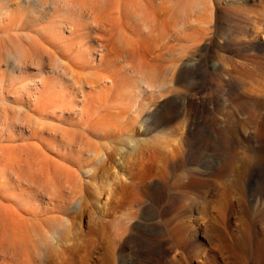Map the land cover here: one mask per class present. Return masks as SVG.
<instances>
[{"label":"rangeland","instance_id":"1","mask_svg":"<svg viewBox=\"0 0 264 264\" xmlns=\"http://www.w3.org/2000/svg\"><path fill=\"white\" fill-rule=\"evenodd\" d=\"M105 1L102 0L103 3ZM142 1L146 3H144L146 9H141V6L145 8ZM161 1H163V5ZM169 1L164 3V0H107L106 7L103 6L104 4L101 6V9L105 7V10L103 9L100 15L97 13L98 16H96L95 13L100 12L97 10L95 15L93 14L94 17L91 16L92 18L90 16L83 18L78 14L79 16H74L75 19L73 18L75 10L64 8V11L63 7H60L52 12V19L60 22L59 28H57L55 27L56 23H52L50 18L40 23H33L37 12L33 11L31 6L18 9L20 0H0V61H2L0 62V131H3V136L0 138V153L4 154L5 151V154L10 152L9 154L15 155L22 153L21 150L23 153L32 150L34 153L37 150L38 164L44 162L41 164L43 169L38 166L43 172L50 164H52L51 167L55 166L54 168H56L59 164L64 163L65 172H73V169L79 172L78 174L85 182V192L88 196L87 202L81 208L82 218L71 219L70 228L67 227V224V226L61 227L59 237L61 239L69 237L70 241L67 244L59 245L56 242L57 238L51 239L52 241L48 239V243L53 244L50 245L53 254L46 255L47 257L44 255L38 264H120L121 253L117 252V243L123 228L125 225L129 227L124 236L129 234L135 237L136 232L131 229V225L137 222L141 223V221H139V214L135 217L132 215L139 212L142 205L153 203V200L147 197L146 191L143 193L142 188L135 189L137 184L142 182L143 177L148 174L152 179L158 180L157 183L154 181V186H157L155 190L160 193L159 205L161 209L166 208L170 200L175 201V198L181 197L182 195L177 194L182 191L184 193L186 190V193L189 192L190 195V187L184 190L176 188L181 181V174L190 168V164L187 165L184 159L179 167L171 171L169 163L176 160L182 150L185 154L190 152L189 131L192 114L190 95L193 93L194 87H200V94L202 95L213 93V110L210 115L207 114L209 122L210 119H213L214 123L220 121V126H222L223 121L228 120L226 124L229 122V124L237 126L239 130L249 126L245 119L248 108L242 104L252 101L253 98L244 97L243 94L244 90L249 89L257 79L263 77L264 50L243 44L239 38L238 28L234 26L237 22V25L241 23L229 12H215L213 5L210 6L212 4L210 0H171L176 8L174 6L169 8L168 5L171 6L172 3ZM218 2L219 4L222 3L219 5L220 7L226 5L225 0H217ZM261 2L251 6L252 11L254 7L253 15L258 16L261 12L260 9L263 13L264 0L263 4ZM127 3L130 4L129 7ZM134 3H139L140 8L136 4L135 7L141 9L143 14L145 12L147 25L134 19V11H132L133 13L128 12L131 11L130 8H135ZM122 4H126L129 10L124 9ZM161 7L164 9L163 13L161 12L162 9L160 11ZM68 10L71 14L68 13ZM66 15H69V18L65 17ZM169 15L170 19L175 15V17L173 16V19L176 18L174 19L175 22L169 21ZM76 16L83 19L78 21ZM68 21L76 24L70 25ZM63 22L67 25L65 26ZM19 28H23L26 33ZM163 30L165 32H162ZM87 31L90 33L88 34ZM15 33H25L26 36L30 33L31 38L28 37L33 43H35L34 41L39 43L40 47L39 44L29 43L30 39L27 41L28 37L24 35H22L23 38L18 39L15 37ZM34 34H38L39 40L34 39ZM43 42L47 46L41 44ZM49 42L50 44H48ZM27 45L30 46L29 49ZM31 46H35V49ZM46 48L50 53L44 51L43 55L42 49L45 50ZM30 49L32 53H30ZM37 49H41V53ZM17 52L23 54L25 58H27V54H32L31 57L27 58V66L23 73L11 69V61H14ZM45 53L52 55V58L55 54L54 59H50V56ZM39 56L41 60L36 59ZM35 59L38 61H33ZM44 60L45 62L48 61V65L52 64L53 66L49 67ZM66 61L68 68L70 67L66 70L69 73L73 71L74 77L72 73L71 75L76 78L72 83L64 74L66 70H64L62 63ZM60 62L62 67L59 65ZM55 64H58L60 71H56L54 67L57 66ZM38 74L41 77H37ZM34 79L41 80V83L36 87L33 85ZM80 79L84 80H82L84 84ZM60 81L67 86L65 91H59ZM225 81L230 82L234 89L229 97L221 95V85ZM74 82H79V84H74ZM53 85L54 93L57 92L58 94L48 96V89ZM22 86L24 89H21ZM239 104L242 106H238ZM61 108L65 112H61ZM67 109L71 111V113L69 112L70 117H67L69 115ZM171 110L174 111V114L162 116ZM36 116L37 119H35ZM263 117L264 110L262 112ZM88 126H95L94 128L101 129V131L90 135L91 139L88 144L78 146L76 152H70L65 146L60 147L62 155L65 157L68 155L67 158L59 156L56 151L52 152L41 146L48 142L49 130H56L60 135L65 129L74 132ZM19 132L22 134L18 135ZM262 137L261 139L264 140ZM247 140L252 145H256L255 141H258L253 135L247 137ZM153 143L157 144L159 149L161 147V152L164 151L162 153L159 151L162 154L161 159L150 171L147 168L148 164L152 162L150 155L157 146L151 147L154 146ZM158 147L154 151H158ZM146 159H150V161ZM229 176L223 185L221 184L219 187L206 185L200 191L209 199H216L217 194L214 193L218 190L215 188H219L220 191L225 190L228 205L224 214L229 217L230 229L220 237L225 239L224 242L228 247L230 244V247L236 246L233 249H238L237 251L242 258L241 263L245 264L248 262L245 257L248 253L251 254L252 250L247 251L246 249L245 254H243L244 252L240 249L233 235L239 233L240 225L245 219L250 229L256 230L258 239L264 243V226L254 220V211L251 204L247 202L246 187L241 178L234 174ZM61 178L62 176L60 177V184L63 182ZM151 181L148 178V187H151ZM252 190V193H256V198L259 197L257 200H259L258 209H260L264 205V179L256 184ZM106 199L108 201L102 213L101 207ZM70 201L72 204L69 205L65 218L76 216L77 210H79L80 203L73 201V198ZM11 205L13 208L17 207L15 213H13L15 211L13 208L10 211L5 208L2 209L8 222H10L9 225L15 224L21 229L24 227L27 233L39 229L33 230V223V227H38L41 223L39 227L43 232L49 225L48 223L54 219V216L51 215L56 214L55 218L59 217L57 209L52 208L50 201L45 197L39 199L36 204H26L27 208L26 205L23 207L16 204ZM176 208L174 213L193 212L194 206L180 204ZM8 213H12V215ZM215 213V208H207L206 217L210 230L216 235L221 233L213 227L215 222L211 216ZM170 216L171 213H168L163 219L168 222L173 218ZM41 217L42 219H39ZM21 218L22 220L16 221V219ZM43 219L47 223L41 222ZM35 222L38 224L36 225ZM174 223L169 224V226ZM191 224L194 225L193 220L188 221L189 228L184 233L183 239L179 243L180 246H177L176 258L179 260L176 259L177 262L172 264H197L195 261L197 260V253H187L185 249L190 237ZM26 225L28 228H25ZM130 229L132 231H129ZM140 237L149 240L146 234H140ZM68 244H77V246L74 245L75 247H73ZM73 249L75 250L73 251ZM228 251L230 250H224L221 259L225 262L224 264H234L231 257L232 253ZM215 252L216 247H210L207 251V254H210L207 256V261L203 257L200 258L202 260L200 261L203 264H213L211 256L215 255ZM10 253H8L9 255L0 254V264H17L18 261L16 260V262L14 255L12 256ZM65 253L67 254L65 255ZM184 258L187 260L184 261ZM42 259L48 260L46 263L45 261L42 263ZM20 261H23L22 257ZM164 261L162 248L154 251L151 258L146 259L145 262L147 264H165Z\"/></svg>","mask_w":264,"mask_h":264},{"label":"bare ground","instance_id":"2","mask_svg":"<svg viewBox=\"0 0 264 264\" xmlns=\"http://www.w3.org/2000/svg\"><path fill=\"white\" fill-rule=\"evenodd\" d=\"M166 1L167 0H164V3ZM172 1L170 0L169 2H172ZM261 1L263 2V0H225L226 5L224 7H220L219 5H221L222 3L219 4V2L217 3V0H210V2H212V4H210V6L213 5V7H214L213 10L215 12L226 11L225 13H227V12L231 13L233 15V17L237 21H239V23H241V24L237 25V23H238L237 22L234 26L236 28H238V33L240 34L239 38L241 39L240 41L243 42V44H247V45H250V46L264 50V10H263V13H261L262 10L260 9L261 12L260 11L259 12L261 14L258 12L259 15L255 16L252 13L254 11V7H253V11L251 8V6H255V5H253L254 3H258ZM103 2H102V0H20L19 5H18V9H20V8L22 9L25 6H31L33 11L35 10V12H37L36 13L37 15L35 16L33 23H40L43 20L50 18V21L52 23H56L55 27L59 28L60 22H57L56 20L52 19V12L54 10H56L57 8L63 7V9L67 8L69 10H71V9L75 10L77 13L75 11H74L75 13L73 12L74 13L73 18L75 15H78V14L83 18L84 17L86 18L87 16L88 17L89 16L94 17L95 14H96V16H98V14L99 15L101 14V11L103 9L105 10L107 0L105 1V3H103ZM162 2L163 1H161V4H162ZM144 3L142 1V4H144ZM172 3H171V6L168 5L169 8L174 6V3H173V5H172ZM102 4H104L103 6H105V7L104 8L102 7V9H101ZM135 4L136 3H134V5H133L134 7H135ZM138 4L139 3H137L136 5L139 6ZM145 4H144L145 8H142V6H141V9H146ZM122 5L124 6V9L126 8L129 10V8H127V6L129 7L130 4L128 5V3H127V6H126V4H122ZM138 8H140V6ZM138 8L137 7H135L134 9L132 8L133 10L130 8L131 11H128V12L133 13L132 11H134V13H133V15H134L133 17H135L134 19H136L137 21H142L147 25L148 23L145 19L146 15H144L145 12L143 11L144 12V14H143L141 9H138ZM174 8H176V7L174 6ZM174 8H173V10H175ZM121 9H123V7ZM136 9L139 11H137ZM161 9H162V7L160 8V11H161ZM69 10H68V13L71 14L69 12ZM97 10H99L100 12H96ZM163 10L164 9H162V11H161L162 13H163ZM173 10H172V12H173ZM64 11H65V9H64ZM172 12L170 13V15L172 14ZM127 13H126V15H127ZM174 13L176 14L175 11H174ZM170 15L168 17L169 21L173 20L175 22L174 19H176V18L173 19V16L175 17V15L172 16V19H170ZM68 16L66 15L65 17H68ZM31 18H32V16H31ZM83 18H78V21L83 19ZM20 20H19V23H21ZM68 22L70 25L74 24V22L73 23L71 21H68ZM63 23L65 25V22H63ZM88 23L90 24V22H87V24ZM29 24H28V26H29ZM77 24H78V22H77ZM150 25H151V23H150ZM21 26H22V24H21ZM35 26H36V24H35ZM62 26H63V24H62ZM90 26H92V25H90ZM171 26H174V25H171ZM30 27H31V25H30ZM68 27H69V25H68ZM93 27H91V28H93ZM149 27H151V26H149ZM17 28H18V26H17ZM19 29H23V28H19ZM35 29H37V28H35ZM61 29H58V30L61 31ZM23 30H21V31L23 32ZM165 31H166V27H165ZM165 31L163 30L162 32H165ZM18 32H19V30H18ZM24 32H25V30H24ZM25 33H15L16 34L15 37H17L18 39H21V38H23L22 35H24L25 37L30 36V33L28 36H26ZM56 33H55V35H56ZM89 33H90V31L88 32V34ZM166 33H167V31H166ZM37 35H35L33 37H34V39L36 38L37 40H39L38 39L39 36L37 38ZM167 35H168V33H167ZM10 36H13V35H10ZM25 37H24V39H26ZM33 37H32V39H33ZM30 38H31V36H30ZM30 38L28 37L27 41H29ZM49 39H50V37H49ZM30 41H31V39H30ZM30 41H29V43H33V41H31V42ZM42 41H44V40H42ZM34 42L36 43V41H34ZM40 42H41V39H40ZM29 43H28V45H29ZM35 43H33V44H35ZM36 44L38 45L39 43H36ZM41 44H44V42ZM48 44H50V42ZM28 45H27V48L30 47ZM45 45L47 46V44H44V46ZM41 46L43 47V45H41ZM34 47H32V48H34ZM39 47H40V44H39ZM47 50H48L47 48L45 50L42 49L43 55H44V51L46 52ZM38 51L40 52L41 49H39ZM38 51L35 53L37 54ZM47 52H49V51H47ZM30 53H32L31 49H30ZM49 53H45V54L50 56ZM36 54H35V56H36ZM31 55L27 54V58L31 57ZM41 55L42 54H40V56ZM54 55H53V58L51 57L52 56L51 55L50 59L51 58L54 59ZM56 55H58V54H56ZM40 56L37 58L35 57V58L36 59L39 58L38 60H41ZM41 57L44 58V56H41ZM59 57H56V59H59ZM27 58H25V56L23 54H21L20 52H17L15 54L14 61H11L12 71L17 70L19 73H21V72L23 73V70H25V67L27 66ZM36 59L33 61L37 62L38 60H36ZM47 59H48V57H47ZM45 60H44V62H45ZM31 61H32V59H31ZM0 62H2V61H0ZM36 62L34 63L35 65H36ZM47 62H45V63L47 64ZM62 64H64V67H63V68H65L64 70H66V68H67V70L70 69V67L68 68L67 61L63 62ZM38 65H39V63H38ZM51 65H48V66L50 67ZM57 65L55 64V66H57ZM59 65H60V67H62L61 62ZM69 65H70V63H69ZM71 66H72V64H71ZM39 68H40V65H39ZM44 68H45V66H44ZM54 68H56V71L59 70L58 66L54 67ZM62 69H61V71H64ZM262 69H263L262 70L263 71V77L261 79H257L253 83V85L250 86L249 89H247L246 91L244 90L243 96L244 97H252L253 100L250 102H245L244 104L241 103L242 105H246V107L248 108V112L246 114L245 119L248 122L249 126H248V128H245L243 130H239L237 126L229 124V122L226 124V121H228V120H225V119H224L225 121H223L222 126H220V123H219L220 121L219 122L215 121V123H214L212 121L213 119L212 120L210 119V122H209V118H208L207 114L210 115L212 113V110H213V107H212V104H213L212 98H214V97H212L213 93L210 95H202V94H200V91H201L200 87H198L197 85H196L197 88L194 87L193 93L192 94L190 93L191 94L190 95V106L192 109L191 110L192 114H191V121H190V131H189L190 132L189 133L190 134V152L185 154L184 150H182L179 153L177 159L174 161H171L169 163L171 171L175 170L177 167H179V165L183 162L184 159H185L187 165L190 164V168H187L185 170V172L183 174H181L182 175L181 181L176 186V188L183 189V190L190 187V195L188 194L189 193L188 191H187L188 193H186V190L184 191V193H182L183 192L182 191L181 193L177 194V195H182L181 197L175 198L174 199L175 201L170 200L167 207L164 209H161L160 205H159L160 193L158 190H155V189H157V186H154V181L157 183L158 180L152 179V177L149 174L144 176L142 182L137 184L136 187L135 186L134 187L137 190L142 188L143 193H145V191H146L147 197H149L151 200H153V203H146V204L142 205L139 212L134 213L132 215V217H135V216H137V214H139V216H140L139 221H141V223L137 222V223H133L131 225V229L134 232H136L135 237L130 236L129 234H126L124 236V233L126 231H128L129 227L127 225H125V227L123 228V230L121 232V237L117 243V252L121 253L120 260H119L120 264H147L145 262L146 259L149 260L152 256V253H154V251H156L157 249H162V248H163V256L165 259L164 263L165 264H169L170 262H171V264L175 263V261L177 259L176 258L177 246L179 245V243H181V240L183 239L182 237H183L184 233L189 228V226H188L189 220L190 221L193 220L194 225H192V224L190 225V228H191L190 237L187 240V243L185 245V249L187 250V253H189V252L190 253L191 252L197 253V257H196L197 260H195V261H197V264H203L201 262L202 260L200 259L202 257L205 261H207V256H210L209 253L207 254V251L210 249V247H213V246H214V248L216 247L215 255L211 256V261L213 264H220V262H221V264L225 263L221 259V255L223 254L224 250L226 251L227 249H229L232 253V256L231 255L230 256L233 258V263L234 264H242L241 263L242 258H241L239 251H237L238 249L237 248H236L237 250L233 249V247L235 245L230 247L231 244L229 243L230 246L228 247L224 242L225 239L223 240L220 237V235L226 234V231L228 232L230 229L229 217L224 214L225 209H227V205H228L226 195H225V190L220 191L219 188H215L216 190H218L214 193V194H217L216 199H209L208 196H204V194H202L200 189L204 186L206 187V185L219 187V186H221V184L223 185L224 183L227 182L228 177H230L229 175H233V174L238 175L246 187L247 200H248L247 202H249L251 204V208L254 211V218H255L254 220L256 222H258L261 226H264V205L262 207H260V209H258L259 208V206H258L259 200H257V199L259 197L256 198V196H257V195H255L256 193L255 194L252 193L253 187L264 179V140L261 139V136L264 137V117L262 118V112L264 110V68L262 67ZM51 70H53V69H51ZM67 70L64 72V74H66V77L68 76L67 77L68 81L71 80V83H72V81L75 80L76 78H73L74 77L73 71L69 73V71H67ZM71 73L73 74V77H72ZM39 74H40V72H39ZM39 74L37 77H41ZM80 80L82 81L83 79H80ZM82 82H81V84H82ZM225 82H224V84L221 83L222 84L221 85V95L224 97H229L231 91L234 89H233V86L231 85L230 82H228V81H225ZM32 83H33V81H32ZM39 83H41V80H35L34 84H33L34 87H36ZM44 83H45V81H44ZM75 83L77 85L79 84V82L78 83L74 82V84ZM83 84H84V82H83ZM144 84H147V83H144ZM59 85H60L59 86L60 92L66 90L67 86L64 85V82L60 81ZM21 89H24V87L22 86ZM48 92H49L48 96H51V95L53 96L55 93H57V92L54 93V85L49 87ZM241 104H239L238 106H240ZM18 106H21V108L23 107L22 105H18ZM18 108H20V107H18ZM25 109H27V108H25ZM214 109H215V107H214ZM61 112H65V111L64 110L62 111V108H61ZM69 112L71 113L70 109H67V114H69L67 117H70ZM168 114H174V111L171 110V111L165 112L162 116L168 115ZM211 117H212V115H211ZM216 118H217V116H216ZM35 119H37V116ZM39 119H41V118H39ZM216 120H218V119H216ZM41 123H43V122H41ZM260 125H261V127H260ZM38 126H39V124H38ZM40 126H41V124H40ZM94 127L88 126V127H84L83 129H80L78 131L75 130L74 132L69 131L70 129H65L63 133H60V135L58 134V132L56 130H54V131L49 130L48 142L42 144L41 146H43V148H46L49 151H52V152L56 151L59 156H63L60 147H64V146L68 147V150L70 152H76L78 150V146H80V145L86 146L88 144V142L91 139L90 135L92 136V135L97 134L101 131V129H96ZM41 131H43V130L41 129ZM2 132L3 131H0V138H2V136H3ZM17 134L20 135L22 133L19 132ZM250 135H253L254 138H257L258 141H255L256 145H252V143H250L249 140H247V137H249ZM238 138H241V139L239 140ZM250 144H251V146H250ZM156 145L154 144V146L152 145L151 147H155ZM57 146L59 148H55ZM159 146H162V145H159ZM157 147H158V145L156 146V148L153 149V151H152L153 153L151 152V155H150L152 157V158H150L152 160V162L149 163L148 167H147V168H149L150 171L155 166L156 162L159 159H161V156H162L161 153L164 151V150H162V152H161V147H160V149L158 147V149H159L158 151H154L155 149L157 150ZM7 149H8V146H7ZM150 150H152V149L150 148ZM14 151L17 152L18 150H14ZM159 151L161 153H159ZM21 152L22 153H18V154L16 153L15 155L9 154L10 152L8 154L7 153L5 154V151L3 152L4 154L0 153V254L1 253L2 254H8L11 252L10 254H12V256L14 255L15 261L16 260L18 261V262L16 261L17 264H38V262H41V258L44 255L48 256L49 254L52 253L51 252L52 251L51 246L53 244L52 245L49 244L50 242L48 243V239L51 240L53 238H55V239L57 238L56 242H58L59 245L60 244H62V245L67 244V242L70 241L69 237H67L65 239H61L59 237V234L61 232V227L68 225L67 227L70 228V225L72 223L71 219H75L77 217H79L80 219L82 218L83 213H82L81 208H82V205L87 202L88 196H87V193L85 192V182L81 178V175L78 174L79 172H76L75 169L72 168L73 172H65L63 169L64 163H62V165L59 164L60 167L57 166L58 168L57 167L54 168L55 166L51 167L50 165H52V164L49 163L50 165L49 166L47 165L48 167H46L45 171L43 172L40 168L42 167V169H43V166L41 164L42 163L44 164V162L41 161L42 163L38 164L39 163V157L37 155V150H35L34 153H33V150L32 151H25L24 153H23V150H21ZM42 152H43V150H42ZM44 153H46V152H44ZM67 156L66 157L63 156V157L67 158ZM148 156L147 157L144 156V157L149 158ZM150 159L149 160L146 159V160L150 161ZM68 160L72 161L71 159H68ZM141 163L143 164L144 162L142 161ZM145 164H146V161H145ZM139 166H140V164H139ZM145 167L146 166L144 165V168ZM61 176H62L61 180L63 182L60 184V182H61L60 177ZM148 178L152 180L151 184H150L151 187H148V184H147ZM164 179H165V177H164ZM152 187H153V190H152ZM44 197L50 201L52 208L57 209V211H58L57 214L59 215V217L55 218L56 214L51 215V216H54V219H53V221L51 220L52 218L50 219L51 223L49 222L48 223L49 225L46 224L48 226L43 232L40 230V227H39V225H41V223H39L38 227H33L34 223L32 224L33 230L35 228L36 229L39 228L37 230L32 231V233H27V230H25L24 227H22V229H21V227H18L15 224H12V226L9 225L10 222H8V220L6 218V214L2 211L3 208H5L7 211L8 210L10 211V210L17 208L16 206L13 208L11 204H16L19 207H23L26 204H36V202L39 199H42ZM71 198H73V201H78L80 203L79 210H77L76 216H70L69 218H65V213L67 212L69 205L72 204L70 201ZM107 201H108V199H106V201L103 203V205L101 207L102 213L105 210L104 208H105ZM180 204L181 205H186V204L187 205H193L194 206V208H192L193 212L189 211V212H183V213H181V212L180 213H174V211L177 209L176 207H178V205H180ZM208 207L216 209V213L213 216H211V219H213V221L215 222V225H213V227L217 228L221 234L215 235L213 233V231L210 230L208 219L206 217V212H207ZM26 208H27V205H26ZM106 211H107V209H106ZM15 212H16V209L13 213H15ZM17 212L21 213L19 211H17ZM168 213H171L170 217H173V218H171L170 221L167 222L163 218H165ZM8 214L12 215V213H8ZM22 214H24V213H22ZM22 214H21V216H22ZM13 215H15V214H13ZM39 219H42V217ZM48 219H47V221H48ZM10 220H12V219L10 218ZM17 220H22V218L16 219V221ZM45 220H46V218H45ZM45 220L43 219L41 222H43V221L46 222ZM34 221H39V220H34ZM65 222H67V223H65ZM173 222H175V223L173 225L169 226V224H171ZM240 222H241V220H240ZM26 223H27V221H26ZM35 224L37 225L38 222H35ZM25 228H28L27 225ZM43 229H44V227H43ZM131 229L129 231H132ZM28 231L30 232V230H28ZM238 231H239V233L234 234L233 237L238 242V245L240 246V249L242 250V252H244L243 254H245L246 249H247V251L249 249L252 250L251 254L248 253L246 255L245 258H246V260H248V262H246L245 264H264V243L258 239V237L256 235V230H254L252 228L250 229L249 224L245 221V219H243ZM140 234H146L148 236L149 240H144L143 238L140 237ZM71 238H73V237H71ZM68 245L73 246V247L77 246V244L76 245L74 244L75 246L72 244L71 245L68 244ZM60 248H61V246H60ZM66 249H67V247H66ZM75 249H73V251ZM77 249L79 250V248H77ZM230 251H228V252H230ZM66 254L67 253H65V255ZM178 254H180V253L178 252ZM184 254H185V252H184ZM21 257H22L23 261H20ZM69 257H71V256H69ZM53 258H54V256H53ZM65 258H67V257H65ZM185 258H184V261L187 260ZM3 260H4V258H3ZM47 260L45 261L42 259V263H44L43 261H45V263H46ZM177 260H179V259H177Z\"/></svg>","mask_w":264,"mask_h":264}]
</instances>
